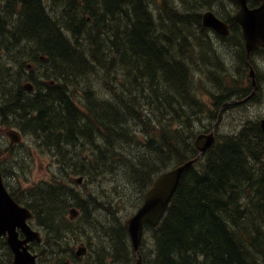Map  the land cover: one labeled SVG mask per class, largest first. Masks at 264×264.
Listing matches in <instances>:
<instances>
[{"label":"trees","instance_id":"obj_1","mask_svg":"<svg viewBox=\"0 0 264 264\" xmlns=\"http://www.w3.org/2000/svg\"><path fill=\"white\" fill-rule=\"evenodd\" d=\"M4 1L9 4L8 10H14V19L10 21L8 14L7 16L0 14L3 20L0 23V103H2L0 107L4 109L2 111L0 109V151L5 147L1 140L3 134L1 126L17 127L19 125L25 132L32 131L31 133L43 141L40 144L47 150L54 153L56 149L55 153L58 156H62L61 150L66 151L67 155L64 161L71 163L68 166L73 170L70 172L72 175L81 169V174L85 172V176L107 177L110 176L109 172L123 169V176L128 181H114V192L108 201L104 198H100V201L98 197H94L92 201L81 199L82 203L79 204L83 212L77 219L81 222L89 221L88 211L90 208L94 211L98 209L97 207H99L98 210L110 207V216L105 218L106 221L102 220L105 228L97 237H91L88 232V237L82 239V232L86 229V224L82 231L80 229L79 236L76 234L79 231L77 228L69 234H76L70 237L76 244L79 241H84L86 244L89 242L87 245L91 247V244L97 241L98 257L107 254V260H109L114 253L113 258L117 264H130L131 260V264H135L136 253L132 248L128 233L124 229L123 218L118 206L123 204L127 207L128 204L124 197L130 192L128 202L135 207L141 203L156 172L158 174L197 154L193 130H197L199 125L205 127L203 124L205 117L216 118L218 116L216 108L211 110L207 106L206 100L203 99L204 95H201V91L206 90L214 101L213 90L205 88L201 80L197 78L198 72L213 78L218 85L225 86V89L228 90L224 93L227 99L233 93V89L227 87L233 85L227 84L223 77L227 70L220 72L216 66L209 62L204 65L192 63L189 66L187 79L197 86L194 92L185 91L187 83H184V74L178 75L177 72L182 66L188 64L186 60L178 59L176 61L174 59L178 57L177 43L182 38H185L183 40H192V38L198 37L199 29H207L198 21H201L202 10L210 7L212 2L211 0H198L195 3L197 18H195L194 12H189L173 18L170 20L171 22H166L162 7H155L152 10L155 14L153 25L149 29L147 37L142 35L145 39L141 43H137L135 37V34L139 33L137 28L128 29V21L122 17V14L132 3H137L141 8L142 0ZM54 3H58V7L51 15L48 12ZM149 3V7H154L151 0ZM47 4L50 6L48 7ZM32 10H35L37 14L30 16L29 19L21 17ZM142 15V11L137 13V16ZM75 21L82 23L90 33L105 28L108 30V38L106 37V41L98 49L91 50L90 46L83 48L80 43L77 47L78 53L74 56H66L65 59L62 56L71 52L65 53L68 52L65 50L63 54L57 38L55 43L50 42L53 38L52 28L60 27L63 36L60 32L58 35L68 42L70 34L76 33L72 28ZM187 21H191V23ZM20 22L27 26L26 30L20 29L22 26L19 24ZM123 22L124 29L121 37L119 36L120 44H118L116 36L114 38L112 36L121 33L120 28ZM87 36V34L84 35L83 43H87ZM149 38H152V41ZM173 39H178V41H173ZM238 43L242 44V42ZM120 46L123 48V53L115 54L114 49ZM179 46L188 47L189 43L179 44ZM108 48L110 52L99 54L100 51H105ZM57 52H62V56ZM73 52L76 53V51ZM240 52L239 65L243 58L244 48L240 49ZM79 55L92 59L86 60L84 67L87 80L72 83L69 88L72 94L64 96L59 91L55 95L49 94L54 89L52 88L54 86H51L49 82L44 83L43 86L46 94L44 91L43 93L38 92L37 88L33 91L35 97L33 92H27V88L24 86L25 82L36 80L34 72H30L31 70L27 68L28 63L35 62L37 64L39 60H43L41 57L47 58L48 61L51 59L53 64L49 69L52 68L53 71L50 73L54 75L59 73L58 77H61L62 80L72 82L65 76L58 64L68 68L73 65L72 59L77 60ZM101 60L105 63L100 64ZM211 65L214 67H209ZM6 70L22 71L23 75L4 73ZM125 71H128L129 84H121L116 80V77ZM104 83L108 91L112 92L111 100H114V103L110 102V99L98 98L97 86ZM241 86V92L246 93L248 88ZM102 94L106 93L103 91ZM38 95L41 99L36 100ZM15 99L20 103L19 106L14 104ZM189 101L188 105H184V102ZM106 111L119 119L122 127L117 122L110 120ZM165 111V114H174L175 117L168 123L161 124L160 129L157 123L153 122L152 116L156 114V117H161ZM191 115H194L192 119H190ZM80 117H85L88 123L82 121ZM40 118L42 121H39ZM90 125H92L91 128ZM240 129L239 132V128L235 129L237 133L219 134L217 142L203 158L183 173L178 190L163 220L157 226H146L145 241L152 242L151 248L145 247L144 249L146 264H229V261L230 264H264V133L258 120L248 119ZM125 133L126 135H124ZM102 134L106 138L105 143L96 139ZM53 136L54 141L52 142ZM96 140L100 143H97ZM53 143H59V146H51ZM60 144L64 146L61 147ZM122 145L128 148L131 153L134 151L132 155L135 158L128 156L126 150L121 149ZM21 152L23 151L14 147L12 149L8 147L4 154L0 152V155H6L2 161L3 167L13 171L7 161H13L16 157L18 161H25L23 162L25 163V172L31 169L29 165L30 163L32 165V162L27 160ZM78 152L82 153L83 163L80 162ZM143 155L151 158L148 159L151 167L148 166ZM90 158L91 161L87 166V161ZM73 165H76V168ZM18 166L21 168L19 163ZM86 167L89 168L86 170ZM61 172L62 174H60ZM15 173L22 176L18 170ZM63 173V170H59L58 174L62 176ZM63 176L70 177L68 173ZM117 181L122 185H128V190L118 191ZM67 182L68 184L65 181L56 180L48 185L46 182L36 185V189L38 187L45 189L40 191L39 202L35 204L36 220L43 226L44 241L47 244L45 250L55 246L56 264H68L65 255L71 254L75 245L70 244V238L67 239L64 235L65 233L68 235V233H63V228H61L68 222L66 214L69 208L65 202L70 201V197L73 198L70 187L72 184L70 180ZM62 205L66 209H60L59 206L62 208ZM60 212L64 213V220L58 218ZM115 213L116 215H114ZM52 220L57 221L58 224L61 222L63 225L55 227ZM93 222L95 224L100 221ZM111 222L115 224L113 225ZM121 232L123 233L121 234ZM114 240L115 242H113ZM60 241L62 242L60 243ZM41 254L45 261L46 255L43 249H41ZM93 255L91 253L90 263H96L98 259ZM236 256L238 257L236 258Z\"/></svg>","mask_w":264,"mask_h":264},{"label":"bare ground","instance_id":"obj_2","mask_svg":"<svg viewBox=\"0 0 264 264\" xmlns=\"http://www.w3.org/2000/svg\"><path fill=\"white\" fill-rule=\"evenodd\" d=\"M159 1H162V13H163V17L165 18V19H167L166 20V22H171L170 20H172L173 18H175V17H178V16H180V15H183V14H188L189 12H194V15H195V18H197V13H196V10H195V3L196 2H198V0H151V2H152V4L154 5V7H149L148 6V3L150 2V0H142V5H141V8H140V6L137 4V3H132V5L129 7V8H127L125 11H124V13L122 14V17H124L125 19H127V21H128V24H127V27H128V29H135V27L137 28V30H138V34H135V37L137 38V43H141L145 38L143 37V36H145V37H147V35H148V32H149V29H151V27H152V25H153V22H154V20H155V14L152 12V10L157 6V4H158V2ZM54 2V1H53ZM51 3V2H50ZM150 4V3H149ZM151 4V5H152ZM48 5V7L50 6L49 4H47ZM222 6L220 7L221 8V10H223V9H225V5L224 4H221ZM52 7L51 8H49V14H54V10L58 7V3H54L53 5H51ZM8 8H9V4L8 3H6L4 0H0V14L1 15H5V16H7V14H8V17H9V20L11 21L12 19H14V10H8ZM10 9H11V7H10ZM47 9V8H46ZM140 11H142V13H143V15L142 16H137V13H139ZM200 13V12H199ZM35 14H37V12L35 11V10H32L30 13H27V14H24V16H21L22 18H24V19H29V17L30 16H33V15H35ZM20 18V17H19ZM128 18H131V19H128ZM199 18V17H198ZM202 18H203V14L201 13V21H198L199 23L201 22V24H202V26L204 27V25H203V23H202ZM16 19V18H15ZM18 19V18H17ZM16 19V20H17ZM24 19H22V20H24ZM200 19V18H199ZM22 20H21V22H22ZM1 21H3L2 20V18L0 17V23H1ZM27 21V20H26ZM7 22V21H6ZM19 23V24H22V23ZM187 22H189V23H191V21H187ZM196 24V23H195ZM1 25V24H0ZM7 25V24H6ZM29 26V25H28ZM72 28L76 31V33L75 34H70V36H69V39H68V42H66L63 38H62V33L60 32V27H55V28H52L53 30H52V33H53V38L50 40V42H52V43H55L56 42V38H57V41L59 42V45L61 46V50L63 51V54H64V52H65V50H67L68 52H65V53H69V52H71V53H69V54H67V55H65L64 54V56H62V52H57V53H60L61 54V56L63 57V58H67V57H70V56H74V55H76L77 53H78V51H77V47H78V45L80 44V43H82V47L83 48H85V47H89L90 46V48H91V50L92 49H98L101 45H102V43L104 42V41H106V39L108 38L107 37V35H108V30H106L105 28H101V29H98V30H96V31H94V32H92V33H90L89 31H87L86 29H85V27H84V25L82 24V23H80V22H77V21H75V22H73V24H72ZM20 29L21 30H26L27 29V26H25L24 25V23L22 24V26L20 27ZM123 29H124V22H123V24H122V26H121V28H120V31H121V33L120 34H118L117 35V33L116 34H113L114 36H112V38H114L115 36H116V38H117V43L118 44H120V38H119V36L121 37V34H122V31H123ZM194 29V28H193ZM55 33H54V32ZM59 32L61 33V35H58L59 34ZM71 33H72V31H71ZM124 33V32H123ZM236 33H237V35H238V31L236 30ZM85 34H87L88 36V41H87V43H83L82 42V39H83V37H84V35ZM141 34V35H140ZM50 35V34H49ZM143 35V36H142ZM149 35H152V34H149ZM208 34L204 31V30H202V29H199V32H198V34H197V36L198 37H203V36H207ZM212 35V34H211ZM48 37H50V36H48ZM107 37V38H106ZM48 39V38H47ZM149 40L150 41H152V38H149ZM84 41V40H83ZM122 47L120 46V47H118V48H115L114 49V53L115 54H122L123 53V51H122ZM109 50V51H108ZM73 51H76V53H74ZM81 51H83V50H81ZM105 52H110V49L108 48V49H105V51H100L99 52V54L100 55H103V54H105ZM73 53V54H72ZM128 53V52H127ZM84 54H86V53H84ZM89 54V53H88ZM90 55V54H89ZM67 56V57H66ZM61 57V58H62ZM43 60H45V62H46V64H47V66L45 67V69L42 71H37V69H39L38 67H40L39 66V63H35V62H30V63H28L27 64V68L28 69H30L31 71L30 72H34V74L33 75H35L36 76V80L33 82L32 80H29V81H27V82H25V84H24V86L27 88V92H29V93H32L36 88H37V91L38 92H42L43 93V91H44V93L46 94L47 92L44 90V88H43V86H44V83H47V82H49L50 84H51V86H54V87H52V88H54L53 90H52V92H50L49 94H51V95H55V94H57V92L59 91V92H62V94L64 95V96H66V95H70V94H72V92H71V90L69 89L70 88V86H71V84L72 83H74V82H85V80H87L86 78H85V71H84V67L86 66V60H91L92 58H85V57H83V56H81V55H79L78 56V59L76 60V59H72V62H73V65H71V66H69L70 67V69H69V67L67 68L66 66H63V65H60V64H58L59 66H61V68H62V70L64 71V73H65V76L70 80V81H72V82H68V81H66V80H62L61 79V77H58L59 76V73H58V75H57V73L54 75V74H51L50 72H52L53 71V69L51 68V69H49V67L53 64L52 63V60L51 59H49V61H48V59L47 58H45L44 59V57H41ZM49 58V57H48ZM58 58H60L59 56H58ZM198 58V56L196 57V58H193V59H197ZM54 62H55V60H54ZM102 63H105L103 60H101V62H100V64H102ZM43 64V63H42ZM24 69V71H25V68H23ZM191 69V68H190ZM50 70V71H49ZM56 70V69H55ZM194 70V69H193ZM49 71V72H48ZM196 71V70H195ZM58 72V71H57ZM181 72V71H180ZM191 72H192V69H191ZM197 72V71H196ZM181 73H183L184 74V76H185V73L184 72H181ZM193 73V72H192ZM57 75V76H56ZM32 77V76H31ZM87 77V76H86ZM85 78V79H84ZM130 78H128V71H125V72H123L121 75H119L118 77H116V80H117V82H120L121 84H129L128 82V80H129ZM115 80V81H116ZM132 80V79H131ZM110 82V81H109ZM108 82V83H109ZM132 82V81H131ZM184 82H185V80H184ZM191 85H192V82L190 81V82H188V84L185 86V91L186 92H188V93H190V91H191ZM32 87V88H29V87ZM50 86V87H51ZM66 86V87H65ZM99 87H102V85L101 86H99ZM98 89V88H97ZM50 91H51V89H50ZM32 94H34V92L32 93ZM29 95V94H28ZM182 95V94H181ZM180 95V96H181ZM18 96V95H17ZM22 96H23V94H22ZM24 96H26V95H24ZM31 97H32V95H31ZM34 97H35V94H34ZM93 97V96H92ZM28 98V97H27ZM98 98H106V99H110V102H112L113 101V103L115 102L114 100H111V98H112V92L111 91H109L108 93H106V94H103L102 96L99 94V91H98ZM17 100H18V98H16ZM14 100V104H16L17 106H19V104L20 103H18L17 102V100ZM33 99V98H32ZM39 99H41L40 98V96L38 95L37 96V98H36V100H39ZM21 100V99H20ZM19 100V101H20ZM35 100V99H34ZM25 102V101H24ZM190 103V101L189 102H184V105H188ZM2 103H0V105H1ZM195 105V104H194ZM0 109H1V111L2 110H4L3 108H1L0 107ZM145 109V108H144ZM151 109V108H150ZM195 109V108H194ZM46 110V109H45ZM146 111L148 112L149 110H147V107H146ZM152 112H153V110H151ZM186 111V110H185ZM193 111V110H192ZM198 111V110H197ZM75 112V111H74ZM107 112V111H106ZM188 112H189V110H188ZM187 112V113H188ZM151 113V112H150ZM157 113V112H156ZM163 113V112H162ZM166 113V111L162 114V116L161 117H156L155 115L154 116H152V120H153V122L154 123H157V125H158V127L161 125V124H165V123H168L169 121H171V120H173L172 118H174L175 116H174V114L173 115H171V114H165ZM168 113V112H167ZM191 113V112H190ZM53 114V113H52ZM107 114H108V117H109V119L110 120H112V121H114V122H117L118 124H120V126L122 127V125H121V121L119 120V119H117L115 116H113V115H111L109 112H107ZM159 114V113H158ZM198 114V113H197ZM14 115H16V114H14ZM150 115V114H149ZM175 115H177V114H175ZM159 116V115H158ZM194 116V115H193ZM192 115L190 116L191 118L190 119H192V117H193ZM146 117V116H145ZM48 118V117H47ZM81 118V120L82 121H84V122H86V123H88V120L85 118V117H80ZM170 119V120H169ZM217 119V117L216 118H214V119H211V121H215ZM194 120V119H193ZM197 120V119H196ZM176 121V120H175ZM181 122V121H180ZM129 123V122H128ZM176 124H177V122H175ZM182 123V122H181ZM183 124V123H182ZM193 124H195V123H193ZM132 125V124H131ZM91 126L92 125H90V128H91ZM177 126H178V124H177ZM137 127V126H136ZM144 127V126H143ZM179 127V126H178ZM260 127H261V130L263 131V133H264V128L262 127V125H261V122H260ZM89 128V129H90ZM160 128V127H159ZM93 129V128H92ZM95 129V128H94ZM135 130L137 129V128H134ZM152 129V128H151ZM161 129V128H160ZM180 129V128H179ZM165 130V129H164ZM91 131V130H90ZM180 131V130H179ZM49 132V131H48ZM167 132V131H166ZM173 132V131H172ZM175 132V131H174ZM27 133H31V132H27ZM90 133V132H89ZM179 133V132H178ZM210 133H213V135H214V137H215V141L217 140L216 139V135H215V131H214V129H212L210 132H208V133H206V134H210ZM32 134V133H31ZM95 134V133H94ZM97 134V133H96ZM124 135H126V133L124 134ZM198 135V133L197 132H195V136H194V146H195V150L197 151V154L194 156V157H192V158H190L189 160H187V161H185V162H183V164H185V163H187V162H189V161H191V160H193V159H195V158H197V157H199L194 163H193V165L191 166V167H193V166H195L202 158H203V156L207 153V151L209 150V149H207V151L206 152H201V148L200 147H198V146H196V143H195V141H196V139H197V136ZM27 136V135H26ZM29 136H30V134H29ZM34 136H35V138H33V140H34V143H35V139H36V143H37V146H39V147H43V148H45L42 144H40V143H42L43 141L42 140H40L35 134H34ZM31 137H33V136H31ZM71 137V136H70ZM91 137V136H90ZM127 137V136H126ZM126 137H125V139H126ZM69 138V137H68ZM96 138V137H95ZM32 139V138H31ZM51 139V138H50ZM76 139V138H75ZM91 139H92V137H91ZM96 139H98V140H100V141H102V142H104L105 143V141H106V138L104 137V135L102 134L101 135V137L99 136L98 138H96ZM71 140V139H70ZM110 140V139H109ZM54 141V136H53V138H52V142ZM94 141H95V139H94ZM150 141V140H149ZM214 141V142H215ZM62 142V141H61ZM61 142H59V143H61ZM96 142L97 143H100V142H98L97 140H96ZM112 142V141H111ZM130 142V141H129ZM35 143V144H36ZM59 143H53V145L51 144V146H54V145H57V146H59ZM44 144V143H43ZM214 144V143H213ZM62 145L63 144H60V146L62 147ZM66 145V144H65ZM137 145V144H136ZM64 146V145H63ZM80 146V145H79ZM72 147V146H71ZM81 147V146H80ZM79 147V148H80ZM120 147V146H119ZM50 148V147H49ZM64 148V147H63ZM67 148V147H66ZM117 148V147H116ZM131 148V147H130ZM70 149V148H69ZM121 149H125L126 150V153L128 154V156H130V157H132V158H135L133 155H132V153L134 152L133 150V152L131 153V151L128 149V148H126V147H124L123 145L121 146ZM52 150V149H51ZM56 150V149H55ZM74 150V149H73ZM75 151H79V150H75ZM60 152H62V156H63V158H65L66 157V155H67V152L66 151H64V150H61ZM70 151L68 150V153H69ZM74 152V151H73ZM81 152V151H80ZM140 152V151H139ZM79 153V152H78ZM77 153V154H78ZM51 154V153H50ZM57 154V153H56ZM58 154H59V151H58ZM65 154V155H64ZM140 154V153H139ZM222 154V153H221ZM223 154H225V153H223ZM52 155V154H51ZM84 155V154H83ZM72 156H73V154H72ZM78 156L80 157V162H82L83 163V156H82V153H79L78 154ZM139 156H141V155H139ZM224 156V155H223ZM57 158H58V160L59 161H61V162H64V160H63V158L59 155H57L56 156ZM74 157V156H73ZM138 157V156H137ZM142 157V156H141ZM143 157H144V159L145 160H148V159H151V158H147L146 156H144L143 155ZM252 157V156H251ZM77 158V157H76ZM73 159V158H72ZM79 159V158H78ZM66 160V159H65ZM75 160H77V159H75ZM107 160V159H106ZM19 162H24L23 160H20V161H18V163ZM56 162V161H55ZM60 162V163H61ZM73 162V161H72ZM79 162V163H80ZM68 165L69 164H71V163H69V162H66ZM76 163V162H75ZM56 164H58V163H56ZM248 164V163H247ZM59 165V164H58ZM62 165H64V164H62ZM74 166V165H73ZM76 166V165H75ZM74 166V167H75ZM78 166H80L79 164H78ZM87 166H89V160L87 161ZM231 166V165H230ZM190 167V168H191ZM65 168V167H64ZM76 168V167H75ZM79 168V167H78ZM89 168V167H88ZM87 167H86V170L88 169ZM68 169V168H67ZM74 169V168H73ZM83 169V168H82ZM189 169V168H188ZM212 169V168H211ZM65 170V169H64ZM64 170H63V172H64ZM75 170V169H74ZM71 171H73V170H71ZM78 171H80V172H82V170L81 169H78ZM87 172V171H86ZM185 172V171H184ZM58 173H59V170H58ZM76 173H77V171H76ZM60 174H62V172L60 173ZM85 172H84V177L83 176H81V174L80 175H76L77 177H78V180H71L73 183V185L76 187H79V186H82V183L83 184H86V183H88L89 181H90V179L91 180H97V179H100V178H102V177H89V176H85ZM64 175V174H63ZM60 176V177H57V180H61V181H65L67 184H68V182H67V179H66V177L65 176ZM91 175V174H90ZM97 175V174H96ZM155 175H157V172H156V174ZM75 176V177H76ZM80 176V177H79ZM122 177H124V176H122ZM182 177V176H181ZM196 179V178H195ZM181 181V180H180ZM209 181V180H208ZM211 181H212V179H211ZM195 182V181H194ZM180 184V183H179ZM212 184V183H211ZM213 184H215V183H213ZM70 186V185H69ZM119 186H121V187H119V189L120 190H123V191H125V190H128V188H127V186H125V185H119ZM179 186V185H178ZM71 188H72V192H73V198L70 200V201H68V202H65V204H67V208H71V207H77V208H79L80 210H81V208H80V206H79V204L80 203H82V202H80L81 201V199H83V201H85V200H89V201H92L93 200V198L94 197H98L99 198V200L101 201V197H100V195H96L95 193H93L92 191H89L88 192V194L87 195H84V194H82L79 190H77V189H75V188H73L72 186H70ZM84 187V186H83ZM131 187V186H130ZM47 189V188H46ZM87 189V188H86ZM43 190H45V189H43ZM42 190V191H43ZM48 190V189H47ZM177 190H178V188H177ZM177 190H176V192H177ZM129 191H130V189H129ZM128 192V191H127ZM56 199V198H55ZM98 200V199H97ZM173 200V199H172ZM172 200H171V202H172ZM103 201V200H102ZM106 201V200H105ZM108 201V200H107ZM39 202V201H38ZM41 202H43V201H41ZM171 202H170V204H169V206H168V208H170V206H171ZM93 204H94V201L92 202ZM100 203V202H99ZM102 203V202H101ZM68 204H70V205H68ZM110 204V203H109ZM105 205H107V204H105ZM111 205H113V204H111ZM86 206V205H85ZM102 206V205H101ZM48 207V206H47ZM54 207V206H53ZM90 207V206H89ZM59 208H60V206H59ZM92 208H94L93 207V205H92ZM98 209H99V207H97ZM62 210H64V209H66V207L65 206H63L62 205V208H61ZM91 209V208H90ZM89 209V221H86V222H84V225L85 226H93V227H97V223H95L94 224V222L92 221L93 220V218H92V216H99V217H101L99 214H102V216H108L109 214H110V207H107V208H105V209H103V210H99L98 211V209L97 210H90ZM114 209V208H113ZM115 209H116V207H115ZM114 209V210H115ZM59 212V211H58ZM83 211H81V213H82ZM44 213H46V212H44ZM62 214H64V213H62ZM114 215H116V213L114 214ZM48 216V215H47ZM81 216V215H80ZM79 216V217H80ZM106 216V217H107ZM110 216V215H109ZM108 216V217H109ZM113 216V215H112ZM44 217H45V215H44ZM65 217V216H64ZM78 217V218H79ZM117 217H119V216H117ZM46 218V217H45ZM58 218H60V213H59V217ZM102 218V217H101ZM116 218V217H115ZM85 219V218H84ZM83 219V220H84ZM103 219H105V218H103ZM76 220V219H75ZM110 220V219H109ZM116 220V219H115ZM123 220V219H122ZM53 222V224L55 225V227H60V225L62 226L63 224H61V222H60V224H58V222L57 221H54V220H52ZM104 221V220H103ZM105 221H106V219H105ZM114 221V220H113ZM48 223H50L49 221H47ZM65 222V221H64ZM74 220L73 221H71V220H68V222L66 223V225L64 224V226L63 227H61V228H63V230H62V232L64 233V232H67V233H72L73 232V229H74ZM82 222V223H83ZM110 222V221H109ZM47 223V224H48ZM113 225L115 224V223H113V222H111ZM111 224V226H113ZM105 225H107L106 223H105ZM109 225V224H108ZM117 226V225H116ZM47 227H48V225H47ZM108 227V226H107ZM114 227V226H113ZM119 227V226H118ZM110 228V227H109ZM108 228V229H109ZM114 228H117V227H114ZM48 229V228H47ZM46 229V230H47ZM121 229V228H120ZM119 229V230H120ZM123 229V228H122ZM125 229V228H124ZM50 230V229H49ZM48 230V231H49ZM77 230H79L80 231V229H77ZM76 230V231H77ZM75 231V232H76ZM55 232V231H54ZM88 232L91 234V231L89 230V228H87L86 227V229L82 232V239H83V237H85V238H87L88 237ZM117 232V231H116ZM62 233V234H63ZM79 232H77L76 234H78ZM113 233V232H112ZM123 232H121V234H122ZM56 234V233H55ZM58 234V233H57ZM75 234V235H76ZM64 235H67L66 233L64 234ZM80 234H78V236H79ZM118 235V234H117ZM116 235V236H117ZM127 235V234H126ZM58 236H60V235H58ZM108 236H109V233H108ZM113 236V235H112ZM91 237H92V234H91ZM120 237V236H119ZM70 237H68V239H69ZM126 238H127V236H126ZM58 239V238H57ZM60 239V238H59ZM61 239H63V238H61ZM81 239V238H80ZM118 239V238H117ZM128 239V238H127ZM122 240H124L123 239V237H122ZM146 240V239H145ZM69 241L70 242H75L72 238H70L69 239ZM76 241H78V240H76ZM108 241H109V239H108ZM117 241V240H116ZM128 241V240H127ZM62 241H60V243H61ZM112 242V241H111ZM113 242H115V240L113 241ZM126 242V241H125ZM130 242V241H129ZM64 243V242H63ZM89 243V242H88ZM87 243V244H88ZM106 243V242H105ZM123 243V242H122ZM154 244V243H153ZM92 245V246H91ZM90 246V250H92L91 251V253L92 254H94L95 256L99 253V249H98V245H95L94 247H93V243L91 244ZM119 245V244H118ZM131 245V244H130ZM208 245V244H207ZM89 246V245H88ZM216 246V245H215ZM215 246L213 247V250H214V248H215ZM129 247V246H128ZM106 248V247H105ZM131 248V247H130ZM153 248H154V246H153ZM106 249H108V248H106ZM129 249V248H128ZM221 249V248H220ZM236 249V248H235ZM234 249V250H235ZM130 250V249H129ZM134 250V249H133ZM190 250V249H189ZM193 250V249H192ZM230 250H232V249H230ZM106 251V250H105ZM149 251H150V249H149ZM148 251V252H149ZM176 251V250H175ZM238 251V250H237ZM134 252L136 253V260H138V258H139V255L141 256V258H142V261H143V263H145V255H144V252H145V250L143 251V253H140V252H138V251H136V250H134ZM159 252V251H158ZM113 253V252H112ZM111 253V254H112ZM171 253V252H170ZM211 253V252H210ZM234 253V252H233ZM236 253H238V252H236ZM114 254V253H113ZM111 255V258L109 259V260H112V259H114L112 256H114V255ZM130 254H131V251H130ZM154 254V253H153ZM217 254V253H216ZM235 254V253H234ZM239 254V253H238ZM93 255V256H94ZM107 254L104 256V258L103 257H101L100 256V258L98 259V260H101V261H109V260H107L108 258H107ZM129 256H131V255H129ZM149 256V255H148ZM192 256V255H191ZM234 256V255H233ZM245 256V255H244ZM156 257V256H155ZM211 257H212V255H211ZM238 256H236V258H237ZM240 257V256H239ZM147 258H149V257H147ZM191 258V257H190ZM204 259V258H203ZM232 259V258H231ZM124 260V259H123ZM127 260H128V258H127ZM154 260V259H153ZM152 260V261H153ZM225 260V259H224ZM132 261V260H131ZM130 261V264L132 263ZM155 261V260H154ZM211 262H212V260H211ZM232 262H233V260H232ZM170 263V262H169ZM200 263V262H199ZM126 264V263H125ZM146 264V263H145ZM208 264V263H207ZM227 264V263H226ZM229 264H230V261H229Z\"/></svg>","mask_w":264,"mask_h":264},{"label":"water","instance_id":"obj_3","mask_svg":"<svg viewBox=\"0 0 264 264\" xmlns=\"http://www.w3.org/2000/svg\"><path fill=\"white\" fill-rule=\"evenodd\" d=\"M242 4V11L239 14V19L244 25L246 37L248 39L249 49L252 50L257 46L264 44V18H259L258 11H250L246 7V0H238ZM204 23L211 25L219 30H223L225 25L219 21L211 12L204 15ZM29 88H32L31 86ZM264 128V120L262 121ZM14 141L19 140L17 133H12ZM215 137L213 133L201 134L197 137L195 143L200 147L201 152H206L213 145ZM199 157L177 167L174 170L162 174L146 193L144 205L139 209L136 215L125 221V227L128 230L134 249L139 252V246L142 242L143 228L146 222L157 224L165 214L171 200L173 199L181 176L184 171L190 168ZM3 186L0 185V234L9 232V241L16 252L17 258L15 264L34 263L32 256L27 247L24 246L30 239L39 237L37 232H31L26 224V219L31 217V214L23 209L14 207L13 204L4 198ZM14 209V213L10 212ZM8 213V214H7ZM20 226L27 233V240H19L15 228ZM137 264H143L142 258L139 255Z\"/></svg>","mask_w":264,"mask_h":264},{"label":"rangeland","instance_id":"obj_4","mask_svg":"<svg viewBox=\"0 0 264 264\" xmlns=\"http://www.w3.org/2000/svg\"><path fill=\"white\" fill-rule=\"evenodd\" d=\"M211 2H212V4H214L215 0H211ZM156 7H162V1H159ZM174 40L177 41L178 39H173V41ZM190 42H191V44H190V46L188 48H186L184 50V54H179L178 53V57H175L174 58L176 61L178 59H181V60H186L188 62L189 65L188 64H185L180 69L181 72H184L185 73V82L187 84L190 81V80L187 79V76H188V68H189V66L192 65V63L196 64L195 61L193 60V58H196L198 56L199 51H200L199 48H206L205 46L199 47L198 45H196V43H195L194 40H190ZM218 44L221 45L222 52H224V55L226 56L225 62L230 66L235 61L234 54H233V46H231V45L227 46L226 44H224L221 41H219ZM256 61L259 63V65L261 66L262 71L264 72V61L261 58V56L258 55L256 57ZM39 66L40 67H38L39 69H37V71H41V70L43 71L45 69V67L47 66V64H46V62L44 60H39ZM226 66L227 65L225 64V67ZM209 67H214V66L211 65ZM226 68H227V73H226L225 76H227V82L230 79H236L233 75H231L230 68L229 67H226ZM4 73L23 75V72L22 71H16V72H14V71L6 70ZM262 85L264 87V82H262ZM97 88L98 89H96V90L99 91V94L102 96L103 94L100 93V88L101 87H98L97 86ZM205 100L207 102H210V99L208 100V98H205ZM252 110H253V112H250L249 111V112H245V113H243L242 111H239V113H238L239 119L237 120V122L241 123L243 119L244 120H247L249 118L257 119L259 117V116H257V114H259V115L264 114V91H263V95H262V103L259 104V105H257L256 102H255L252 105ZM25 116H27V114H25ZM231 119H232V115H230L229 117L227 115H224L223 116V120H222V123L223 124L220 127V130L222 132L231 130V129H233L234 127H236L239 124V123H234L233 121H231ZM39 121H42V119L40 118ZM207 121H209V120H207ZM193 131L194 132H197V130H193ZM29 134L30 133L24 135V139H23L22 144H16L17 146L14 147L15 149L22 150L23 152H21V153H23V156L27 160H29L30 162H33L34 157H35L40 162H45L47 164L48 163H52V164L56 165L57 167H59V168H61L63 170L64 169L65 170H69V171L71 170L65 164L62 165V163H60V161L57 160V162H55V160L51 159L47 155V153H45V156L43 157L42 154H41V152H40L39 147L37 146L36 139H35V143L36 144L34 143L33 138H35V136L32 135V134H30V136H29ZM31 136H33V137H31ZM2 140H6V141L8 140V141H10L9 137L2 138ZM217 140L214 142V144L217 142ZM18 142H15V143H18ZM214 144L211 145L208 149H210L211 147H213ZM146 161L148 162V166L151 167L150 160H146ZM7 163L12 166L13 172L14 171L17 172V170H18L20 172V174L22 175L21 177H31L32 179H36L37 177H39L40 173H42L43 171H44L43 172V177L45 178V171L48 169L46 167L45 169L44 168H40L41 170H39L38 169V163H37L36 166L34 167V169H28L25 172V168H24L25 163L19 162V164H20V166L22 168L21 169L18 166V158H16V157H14V160L13 161H9L8 160ZM56 163H58L59 165L56 164ZM32 165L30 163L29 168H32ZM17 168H19V169H17ZM123 174H124L123 169H119V170H116L115 172H110V176L102 177V178L97 179V180H91L90 179V181L88 183H86V184H83L82 183V187H77V188L84 195H87L89 191H92L95 194H100V197L101 198H104L106 200H109L110 197H111V194L114 192V188H113L114 187V184H115L114 181H116V180H118L120 182H122V181H128L126 179V177L125 178L122 177ZM154 177H156V175H154ZM113 178H115V179L113 180ZM38 181H41V180H38ZM118 181H117V187H118V191H120L119 185H122V184L120 182H118ZM39 189H40V187H38L37 189H35L32 192H35V191H37ZM69 212H70V210L68 209V213L66 214L67 216L69 215ZM99 215L102 217V219L103 218H106V216H107V215L106 216H102V214H99ZM60 217L63 218V219H65V217H64V215L62 213H60ZM61 218H60V220H63ZM67 220H68V218H67Z\"/></svg>","mask_w":264,"mask_h":264},{"label":"flooded vegetation","instance_id":"obj_5","mask_svg":"<svg viewBox=\"0 0 264 264\" xmlns=\"http://www.w3.org/2000/svg\"><path fill=\"white\" fill-rule=\"evenodd\" d=\"M199 24L202 25L201 22ZM202 30H204L208 35L207 36H203V37H194V38H192V40H194L195 43H196V45H198L199 47H201V46H205L206 47V48H199L200 51H199V54H198V58L197 59H193L195 61V63L196 64H204L205 62H209L210 64L216 66L219 69L220 72L223 70V68H226V67L233 68L234 67V63H232L229 66L225 62L226 56H224V54L222 52L221 45L220 44H216V42H214L217 39L215 37L214 33H212L209 29L208 30L207 29H202ZM183 39H185V38L180 39V42L177 43V49L176 50H177V53H179V54H184V50L186 48H188L190 46V44H191L190 40H183ZM184 43H189V46L188 47H180L179 46V44H184ZM233 53L238 58V62H239V60H240L239 43L235 39L233 41ZM213 57H215L218 60H221V59L222 60L221 61H218V60L214 59ZM225 64L227 65L226 67H225ZM177 72H178V75L181 74L180 70H178ZM184 80H185V76H184ZM211 83H212V90L214 92V101H213V99L210 96V102H207V101L206 102H207V106L208 107L212 108L213 110L216 108L217 113H218V116H217V119L215 121H211L208 124V130H207L206 133H208L212 129H214L215 135H216V139H218L219 134H222V131L220 130V127L223 124L222 123V120H223V116L224 115H227L228 117L230 115H232L231 121H233L234 123H239V122H237V120L239 119L238 113H239V111H241L240 109H238V106H237L238 105V100H239V92H238V90H237L236 87H234V86H232V87L227 86V87L233 89V93L227 99L224 93H225V91H228V90L225 89V86L218 85L217 83L214 82L213 78H211ZM196 89H197V86L195 85L194 82H192L191 91L190 92H194V91H196ZM211 119H214V118H211ZM249 119L250 120H258L259 123H260V117H258L257 119H252V118H249ZM247 120H244V124L246 123ZM240 130L241 129H239L238 132ZM197 133H198V131H197ZM13 144L14 145L19 144V142L18 143L13 142ZM20 144H22V143H20ZM61 157L63 158V156H61ZM63 160H65V159L63 158ZM89 161H91V158L89 159ZM65 162H69V161H65ZM81 173L82 172L78 171L75 175H80ZM81 176L84 177V174H81ZM66 179L67 180H70L71 184L73 183L71 181V179H68V178H66ZM56 180H57V178L54 179V180H52V181H46V183L48 185L50 183H53ZM59 181H61V180H59ZM72 186H73V188H75V189L78 190L77 186L75 187L73 184H72ZM79 187H82V186H79ZM42 190L43 189H40L37 194L40 195V191H42ZM96 195H100V194H96ZM71 199L72 198L70 197L69 200H71ZM60 209H61V206H60ZM80 215H82L81 212H80ZM92 218H93L92 221H97L98 220L100 222L99 223L96 222L97 223V227L96 228L93 227V226H87V228H89V230L91 231L92 236L97 237L98 234L103 230V228H105L104 225H103V223H102V220L103 219L101 217H99V216H92ZM61 219H63V218H61ZM70 244L74 245L75 242H70ZM95 245H97V241H94L93 242V247ZM98 249H99V247H98ZM44 253L46 255V257H45V263L46 264H52L53 263V259L55 257V246H53V247L45 250ZM96 257L98 259L100 258V257H98V254L96 255ZM101 257L104 258V256H102V255H101ZM98 259L96 260V263L95 264H117L114 259L109 260V261H101V260H98Z\"/></svg>","mask_w":264,"mask_h":264}]
</instances>
